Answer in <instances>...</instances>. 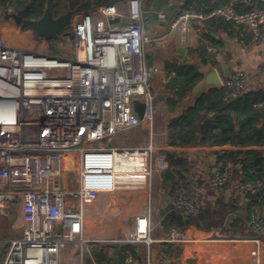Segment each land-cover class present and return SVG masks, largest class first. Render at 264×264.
<instances>
[{
  "label": "built area",
  "instance_id": "2783aa9c",
  "mask_svg": "<svg viewBox=\"0 0 264 264\" xmlns=\"http://www.w3.org/2000/svg\"><path fill=\"white\" fill-rule=\"evenodd\" d=\"M159 17L165 20L164 15ZM211 19H222L257 41L264 39V7L258 6L246 12L233 7L180 10L168 24L171 32L189 35L194 25ZM57 39L60 48L69 49L67 57L15 47L0 39V248L7 246L3 264H66L70 246L79 254L76 264H84L91 242L85 237L84 210L110 190L120 170L131 172L133 158L139 154L145 157L147 177L153 172L151 146H113L117 136L151 123L154 115L156 71L147 64L151 39L144 26L142 0H126L123 7H94ZM250 77L247 71H235L222 88L236 97L248 90ZM135 101L145 104L143 121ZM226 153H216V168L211 171L210 187L217 196L234 182V166ZM236 189L233 218L241 216L246 206L247 226L255 236L234 240L253 241L260 257L264 180L249 181L242 174ZM17 199L20 207L12 222V204ZM172 205L185 218L200 213L198 199L184 181L178 182ZM152 215L150 208L115 243L151 244ZM4 218L13 238L1 235ZM185 242V234L177 231L161 241L164 245ZM126 263L139 264L131 255Z\"/></svg>",
  "mask_w": 264,
  "mask_h": 264
},
{
  "label": "crops",
  "instance_id": "0c3cea01",
  "mask_svg": "<svg viewBox=\"0 0 264 264\" xmlns=\"http://www.w3.org/2000/svg\"><path fill=\"white\" fill-rule=\"evenodd\" d=\"M125 1L126 0H124V2ZM156 1L158 0H152L150 4L151 7L147 12L143 10L144 26L151 39L150 45L147 47V64L149 68L156 71L152 81V95L154 97L153 120L151 123L143 124L150 125L151 130L146 126L148 131H150V138L148 137V139L149 142H151L150 146L153 148V155L156 153L158 156L157 161L152 159L153 171L154 166L155 170H160L161 180L156 189H158V194L163 198L165 210L164 212L162 211V214L159 217V223L156 227L152 226L151 220L152 243L149 245L141 243L145 247L143 252H141L138 247L141 244L132 245L136 248L138 256L134 258L131 254L130 255L139 264H148L149 261H151L152 264H264V246L263 253L261 250L259 257L258 246L256 243L250 240H234V237L240 236L239 232L225 233L222 236L215 229L204 231L199 229L196 225L190 224L183 232H181L187 237V242L180 245H164L161 243V241L170 233L164 231L160 220L166 214L167 206L169 204L172 205L170 187L163 182L162 177V173L169 167L165 156L166 151L175 152L178 156L185 157L190 162V171L186 175V181L184 182L188 185V188L193 193L194 197L198 199L199 207L201 206V208L206 203L212 208L219 207L221 203L226 205L232 204L237 208L236 204L238 202V196L236 188L237 180L239 178V176L234 175V182L228 186L226 191L221 195L217 196L211 190L210 177L211 171L213 172L216 168V153L219 150L229 152L238 150L239 148L232 146L171 148L168 146V122L172 117V114L169 113L166 105L167 100L171 97V91L167 89L170 79L167 73L168 65L189 62L197 65L199 72L201 69L203 71L209 70L208 65H210L217 69L218 73L223 78L222 81L227 80L235 71H247L251 75V81L247 91L256 89L264 90V39L263 41H257L250 33L243 34L233 29L231 26L229 28L226 25L228 23L210 24L208 21V23H197L194 25L189 35L171 32L168 22L177 12L182 10L185 0H162V8L159 11H156L155 9ZM244 1L247 3L248 8H253L254 6L264 7V0ZM143 7L144 6H142V8ZM161 14L165 16V20L160 19L159 16ZM206 33L209 35V39L205 40V45L207 46V56L210 58V62L207 65H204L201 63V59H204V56L200 57L198 48L200 40ZM225 76L229 77L227 78ZM204 92L207 91L204 90L203 92H199L197 89H194L186 99V105H194L196 97ZM160 94L163 97L162 101H160V108L162 111L161 109L158 110L165 113L166 119L164 122L162 117H157V121H155L154 118L156 113L155 109L159 106L158 96H160ZM140 127L133 130H138ZM133 130H130V132ZM154 142L156 145H154ZM160 142H162V145L158 144ZM115 147L125 146L116 145ZM243 150L254 151L264 150V148L251 147L244 148ZM133 159L134 160L131 163L132 165L130 166L131 172L120 170L119 176H116V179H114L109 185V193L113 192L112 194L115 195L119 191L127 192L132 189L136 191L146 189L148 171L147 169H143L145 157L142 154H139ZM150 186L152 187V185ZM111 198L112 196L110 199ZM89 207L91 206L89 205L87 208ZM150 208L153 211L152 216H154L156 209L152 202L148 203L142 212H136L132 215L133 227L135 226L136 218L146 213ZM88 213H91L89 209ZM84 214L86 219L88 217L86 210H84ZM234 215H232L229 220H233ZM85 219L84 223L86 224ZM183 219L190 218L183 217ZM1 223V232L5 233L7 231L6 236L3 234L4 236L2 237L13 238L14 232L10 228L9 221L4 218ZM226 234H229L230 237ZM231 235L233 239H230L232 238ZM118 245L129 244L115 243V245L104 246V249L109 255H112L113 249ZM100 246L103 247L102 245ZM168 248L172 253L177 250L178 254L173 256L170 253L171 251H168ZM86 251H88V245L85 249V252ZM5 254L0 261V264H3ZM259 258L260 261L258 262Z\"/></svg>",
  "mask_w": 264,
  "mask_h": 264
},
{
  "label": "trees",
  "instance_id": "16d2710c",
  "mask_svg": "<svg viewBox=\"0 0 264 264\" xmlns=\"http://www.w3.org/2000/svg\"><path fill=\"white\" fill-rule=\"evenodd\" d=\"M48 1L25 0L24 5L30 4V15L37 19L43 16ZM84 1L54 0L55 15L58 17L62 15L63 10L75 9ZM116 1L121 0H106L104 4H113ZM151 2L152 0H147L144 11L147 12L151 7ZM162 2L156 1V11L162 8ZM20 3L15 0V8ZM217 7H233L238 12L251 9L244 0H185L182 10L207 12ZM208 22L226 24L222 19H211ZM226 25L229 28L231 26L229 23ZM207 39L209 35L206 33L198 48L200 57L204 56V59H201L204 65L210 62L205 45ZM167 73L170 78L167 89L171 91V97L166 105L172 114L168 122V146L239 148L226 153V157L234 166V174H245L249 181L264 180V150H243L251 147L264 148V90H251L233 97L232 91L228 89H210L202 93L194 105H186V99L203 78L198 66L189 62L169 64ZM165 156L169 167L162 173V177L163 182L170 187V195L173 197L178 182L186 181L191 166L185 157H180L175 152L166 151ZM92 205H96V202L90 204ZM236 211L237 208L232 204L221 203L219 207L212 208L206 203L202 208L200 206L197 217L184 220L173 205L169 204L160 223L166 233L183 232L190 224H194L204 231L215 229L222 236L232 232H239L245 237L255 236L247 226L248 208L242 206V215L229 220ZM226 235L230 237L229 234ZM168 251L171 250L168 248ZM130 254L134 258L138 256L136 248L132 245H118L113 249V254L109 255L104 247L92 244L84 253V264H127L126 259Z\"/></svg>",
  "mask_w": 264,
  "mask_h": 264
},
{
  "label": "rangeland",
  "instance_id": "374dc122",
  "mask_svg": "<svg viewBox=\"0 0 264 264\" xmlns=\"http://www.w3.org/2000/svg\"><path fill=\"white\" fill-rule=\"evenodd\" d=\"M93 1V0H91ZM106 0H96L95 7L104 5ZM147 0H142V6L146 5ZM119 7H123L124 0L116 1L115 3ZM9 5V4H8ZM30 6V4H27ZM26 6V7H27ZM15 8V6H12ZM143 9V8H142ZM67 10H63L62 14ZM3 7L0 4V39L5 40L12 46L21 47L24 49H30L32 51H40V52H50L52 55L67 57L69 54L68 48H60L59 40L54 39L53 41H48L47 43H41L37 38L35 32L31 29H22L19 27L13 20H5L3 14ZM5 12V11H4ZM10 12V5H9ZM6 31V32H5ZM11 34V35H10ZM163 97L160 94L158 96V104L159 106L155 109V121H157V117H162L163 122L166 119L165 113L160 112L161 105L160 101H162ZM162 111V109H161ZM150 125L143 124L138 130L126 131L121 135L116 137L113 142V146L116 145H124L125 147L136 148V147H150V143L148 137L150 138ZM151 130V129H150ZM116 144V145H115ZM162 145V142L158 143ZM129 145V146H128ZM154 145L155 142H154ZM164 156V155H163ZM152 159L157 161L158 156L156 153L152 155ZM158 168V167H157ZM161 180L160 170H155L152 172V176L146 178V189L145 190H130L127 192H118L115 195L109 192H103L100 194V198L97 201L96 205H92L89 208H86L87 218L86 220V230L85 237L90 239V243L88 247L92 244H98L104 246L115 245L116 241L122 240L126 235L130 233L133 229L132 215L136 212H142L146 205L150 202L154 205L156 212L152 218V226L156 227L158 225L159 217L164 212L165 208L163 205V198L158 194V185ZM152 185V187L150 186ZM112 198L110 199V197ZM114 197V198H113ZM88 209L91 213H88ZM7 224V222L5 221ZM6 226V225H5ZM7 229V227H6ZM5 229V231H6ZM1 231H2V223H1ZM6 236L7 231L5 233L1 232V235ZM262 243L264 242V237H262ZM153 246V245H152ZM140 251L143 252L145 247L144 245L138 246ZM7 246H2L0 248V253L2 258L6 253ZM261 250L263 253V244L261 246ZM173 256L178 254V251L175 250L170 252ZM168 253V254H170ZM66 259V264H76L79 262V254L76 253V250L70 248L67 250L66 255L64 256Z\"/></svg>",
  "mask_w": 264,
  "mask_h": 264
},
{
  "label": "water",
  "instance_id": "95a60500",
  "mask_svg": "<svg viewBox=\"0 0 264 264\" xmlns=\"http://www.w3.org/2000/svg\"><path fill=\"white\" fill-rule=\"evenodd\" d=\"M9 1L4 3L3 0H0V4L3 7L5 14L9 15ZM96 0H85L82 2L78 7L75 9H69L66 13L56 17L54 13L55 4L54 0H49L47 3V8L42 16V18L29 20L24 22L23 25L20 24V22H16V24L21 27L22 29H31L33 32H35L38 39L41 40H47V41H53L54 39L59 38L62 35H65L67 30H69L74 23V21L79 18L81 15L85 14L86 12L92 10L95 7ZM29 7L27 6L24 11L29 12ZM23 11V12H24ZM22 12H20L21 14ZM5 16V18H7ZM209 70L203 71L200 70V74L202 75V80L200 83L194 88L197 89L199 92L209 91L210 89H222L223 85V78L218 73L216 68L211 67L208 65ZM229 77V76H225ZM202 95L200 93L196 100ZM135 110L139 116V118L143 121L144 120V112H145V104L141 103L139 101H135L134 103ZM14 208V213L12 215V222H15L17 220L18 210L20 207V201L17 199L12 204ZM2 257L0 254V261Z\"/></svg>",
  "mask_w": 264,
  "mask_h": 264
},
{
  "label": "flooded vegetation",
  "instance_id": "af4514ba",
  "mask_svg": "<svg viewBox=\"0 0 264 264\" xmlns=\"http://www.w3.org/2000/svg\"><path fill=\"white\" fill-rule=\"evenodd\" d=\"M3 1H4V3L9 1L8 4L10 5V12H9L8 16L3 11L4 17L7 16V18H5V20H7V21L13 20L15 23L18 21V22H20L21 25H23L24 22H26V21L36 19V18H32L31 15H30V7L31 6L29 7V12L28 13L24 11V9L27 6V4L24 5L25 0H19V2H21V3L16 8L12 7V6H14L15 0H3ZM20 12H22V13L20 14ZM54 13H55V11H54ZM40 18H42V17H40ZM37 19H39V18H37Z\"/></svg>",
  "mask_w": 264,
  "mask_h": 264
},
{
  "label": "bare ground",
  "instance_id": "6f19581e",
  "mask_svg": "<svg viewBox=\"0 0 264 264\" xmlns=\"http://www.w3.org/2000/svg\"><path fill=\"white\" fill-rule=\"evenodd\" d=\"M6 32V31H5ZM11 35V34H10ZM9 44V43H8ZM27 50H30V49H27ZM256 262H257V260H256Z\"/></svg>",
  "mask_w": 264,
  "mask_h": 264
}]
</instances>
